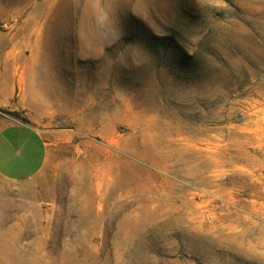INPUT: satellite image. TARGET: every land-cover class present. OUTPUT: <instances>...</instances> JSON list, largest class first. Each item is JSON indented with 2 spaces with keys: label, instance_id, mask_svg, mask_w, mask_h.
<instances>
[{
  "label": "rangeland",
  "instance_id": "374dc122",
  "mask_svg": "<svg viewBox=\"0 0 264 264\" xmlns=\"http://www.w3.org/2000/svg\"><path fill=\"white\" fill-rule=\"evenodd\" d=\"M0 112V264H264V0H0Z\"/></svg>",
  "mask_w": 264,
  "mask_h": 264
},
{
  "label": "crops",
  "instance_id": "0c3cea01",
  "mask_svg": "<svg viewBox=\"0 0 264 264\" xmlns=\"http://www.w3.org/2000/svg\"><path fill=\"white\" fill-rule=\"evenodd\" d=\"M47 146L31 123L0 112V178L23 181L37 175L44 165Z\"/></svg>",
  "mask_w": 264,
  "mask_h": 264
},
{
  "label": "bare ground",
  "instance_id": "6f19581e",
  "mask_svg": "<svg viewBox=\"0 0 264 264\" xmlns=\"http://www.w3.org/2000/svg\"><path fill=\"white\" fill-rule=\"evenodd\" d=\"M18 81L19 82H23V76H22V74H20Z\"/></svg>",
  "mask_w": 264,
  "mask_h": 264
},
{
  "label": "trees",
  "instance_id": "16d2710c",
  "mask_svg": "<svg viewBox=\"0 0 264 264\" xmlns=\"http://www.w3.org/2000/svg\"><path fill=\"white\" fill-rule=\"evenodd\" d=\"M23 122H27V121H23Z\"/></svg>",
  "mask_w": 264,
  "mask_h": 264
}]
</instances>
